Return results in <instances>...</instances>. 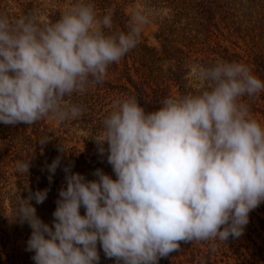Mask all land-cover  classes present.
<instances>
[{
	"label": "clouds",
	"instance_id": "9594fccd",
	"mask_svg": "<svg viewBox=\"0 0 264 264\" xmlns=\"http://www.w3.org/2000/svg\"><path fill=\"white\" fill-rule=\"evenodd\" d=\"M154 15L133 9L127 32L113 31V10L100 16L91 0L54 23L0 15V123L82 115L83 106L66 98L102 83ZM191 71L207 85L196 94L170 96L151 111L134 96L114 102L95 140L115 179L98 168L88 180L65 166L52 226L30 203L42 204L49 189L21 199L15 217L32 229L27 250L35 264H99L98 244L116 264H158L181 242L243 234L249 213L264 203V125L242 98L264 92V80L235 61ZM61 159L46 166L50 183ZM30 164L17 161L16 171L29 173Z\"/></svg>",
	"mask_w": 264,
	"mask_h": 264
},
{
	"label": "trees",
	"instance_id": "16d2710c",
	"mask_svg": "<svg viewBox=\"0 0 264 264\" xmlns=\"http://www.w3.org/2000/svg\"><path fill=\"white\" fill-rule=\"evenodd\" d=\"M168 1L174 15L156 35L160 48L152 47L142 34L134 49L109 66L102 83L90 86L82 95L66 98V103H76L85 109L70 122L86 134L81 138L83 150L77 145L69 146L64 128H52L46 118L32 125L0 123V264H35L34 252L27 250L31 236L29 224L15 217L16 209L21 199L47 188L48 195L42 204L34 199L30 203L38 217H53L59 191L66 188L65 166L72 165L73 173H80L88 180L96 179L93 173L98 168L116 178L97 156H91L98 146L95 139L103 137V121L113 110L115 101L134 96L146 110H156L170 96L196 94L204 89L205 82L201 89L189 84L191 69L218 61L245 63L253 74L264 80V0ZM91 2L100 16L113 10V31L127 32L130 19L122 6L107 0ZM0 15L17 18L34 12L0 11ZM61 15L57 13L45 23H54ZM242 101L249 105L253 118L264 121V92L243 97ZM45 138L48 142L40 144ZM57 156L62 157L61 164L50 183L46 166ZM29 160V173H18L16 162ZM80 212L83 215L85 209L82 207ZM263 232L264 203L257 212L249 213V222L239 237L230 236L225 242L219 239L181 242L178 251L161 258L158 264H243L240 257L246 254L264 257V246L256 242V238H263ZM242 237L253 242L254 247L243 244ZM98 251L99 264H116L115 258L105 257L99 244Z\"/></svg>",
	"mask_w": 264,
	"mask_h": 264
},
{
	"label": "rangeland",
	"instance_id": "374dc122",
	"mask_svg": "<svg viewBox=\"0 0 264 264\" xmlns=\"http://www.w3.org/2000/svg\"><path fill=\"white\" fill-rule=\"evenodd\" d=\"M109 2H115L116 4L122 6V10L126 13L127 16H129L130 22H131V13L133 9L137 7H145L152 9L155 13L154 19L152 22L145 28L143 31V34L145 38L148 40V43L152 47H161L160 41L157 39V36L159 32L161 31L163 25L165 24V21L172 18V15H174V10H172L170 2L167 0H107ZM79 0H0V11L3 12H22V11H28L33 10L34 15L37 17V19L41 23L50 22L51 17L53 15H56L57 13L63 14L66 10H68L71 6L78 3ZM229 44V43H225ZM190 82L189 84L197 89H201L203 87L204 81H198L196 80L193 75L192 71L189 75ZM175 92V90H174ZM47 123L52 126L54 129H60L64 128L67 134L64 136L68 139L69 146L77 145L78 148L82 149L84 148V143L82 141V137L86 136L85 132L80 130L78 127H75L70 125V122L74 120V118L59 123L51 118H46ZM257 120V119H256ZM258 121V120H257ZM261 125H264V121H259ZM103 138V137H102ZM105 149H107V143L104 145ZM91 156H97L102 163H104L108 168L112 170V166L107 162V153H105L103 156L100 155L98 151V146L95 150H93V153ZM113 171V170H112ZM261 203L254 211H258V209L261 208ZM262 216L263 214L260 213ZM43 222L49 224V226H52L54 217H39ZM30 232H32V229L29 226ZM241 242L245 244L246 246H250L252 249L254 247L253 242L248 240L246 237H242ZM256 242L260 246H264V232H263V238H256ZM244 251L247 250L243 249ZM224 258V257H223ZM243 259V264H251V262H258L259 264L264 263V257L256 256L253 257L249 254H246V257H240ZM227 258H224L226 260ZM233 262V260H230Z\"/></svg>",
	"mask_w": 264,
	"mask_h": 264
}]
</instances>
